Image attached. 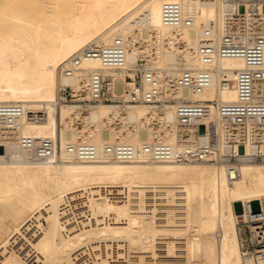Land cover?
Instances as JSON below:
<instances>
[{
  "label": "bare ground",
  "instance_id": "obj_1",
  "mask_svg": "<svg viewBox=\"0 0 264 264\" xmlns=\"http://www.w3.org/2000/svg\"><path fill=\"white\" fill-rule=\"evenodd\" d=\"M167 1L178 2L194 23L166 24ZM226 3L0 0V103H19L25 110L16 127L0 121V264L253 263L243 257L238 222L244 214L235 203L260 200L264 208V157L218 159L225 132L232 135L218 104L237 100L235 78L246 62L239 56L216 58L211 83L200 91L169 82L203 66L200 42L207 29L219 40ZM252 22L264 29V19ZM230 24L244 31L248 19L242 14ZM117 37L125 42L126 66L107 68L88 59L73 75L65 72L80 51ZM139 59L159 77L161 98L209 101L206 121L220 133L217 159L161 161L140 150L134 160L122 161L106 151V144L118 142L140 149L157 140L177 146L184 133L193 139L197 125L178 123L175 102L164 104L162 117L154 115L160 109L145 104L102 102L83 112L77 103H59L62 86L79 89L93 70L123 90ZM256 89L264 97V78ZM32 111L42 119H31ZM25 135L55 139L59 159L31 158L16 146ZM81 141L96 146L97 159L67 152L68 143ZM246 149L251 151L249 142Z\"/></svg>",
  "mask_w": 264,
  "mask_h": 264
},
{
  "label": "built area",
  "instance_id": "obj_2",
  "mask_svg": "<svg viewBox=\"0 0 264 264\" xmlns=\"http://www.w3.org/2000/svg\"><path fill=\"white\" fill-rule=\"evenodd\" d=\"M244 15L248 25L244 31H238L234 24H230L233 17ZM225 29L218 41H214L211 29L205 31L199 45V56L203 63L200 68H188L178 77H171L172 86H183L200 91L207 87L212 80L210 64L220 56L243 57L246 67L237 72L235 82L238 98L236 101L218 104V112L225 121L232 124V135L225 132V151L218 159L238 161L242 157H264V97L256 89V83L264 78V29L252 22L254 18L264 19V0H227L225 11ZM163 20L172 26L192 25L194 18L183 12L178 2L167 1L163 5ZM88 59H99L104 67L122 68L126 66L127 55L125 42L117 37L112 44L101 48H86L76 54L65 67L68 75H73L81 69L82 63ZM128 82L123 90L116 87L111 77L100 70H93L82 82L79 89L74 90L70 85L59 89V103H77L86 112L91 105L102 102L129 104H145L160 109L155 112L156 117H162V108L167 102H175L178 123L182 126L196 124V135L190 139L186 133L181 134L179 145H173L161 140L144 143L140 149L134 145L118 142L114 145L106 144L105 149L116 159L122 161L134 160L138 152L144 151L161 161H198L217 159L215 157V143L219 132L214 123L208 124L209 101H193L181 98H161L160 79L150 69L145 59H139L137 70L127 77ZM24 107L19 103H0V121L9 127L20 125L24 116ZM34 120L42 119L38 111L29 112ZM77 125H81L78 117ZM155 125L159 122L154 120ZM241 130L242 132H240ZM235 136V137H232ZM251 151H247V143ZM16 146L29 152L31 158L39 161L57 160V142L51 137H37L25 135L18 139ZM241 149L243 151H241ZM66 150L75 154L79 159L91 161L97 159L98 149L95 145L81 141L76 144L68 143ZM258 201L260 209L255 211L252 203ZM241 203V202H240ZM242 211L238 222L241 236V247L245 261L252 264H264V208L260 200H253L245 205L241 203ZM246 214V215H245Z\"/></svg>",
  "mask_w": 264,
  "mask_h": 264
},
{
  "label": "rangeland",
  "instance_id": "obj_3",
  "mask_svg": "<svg viewBox=\"0 0 264 264\" xmlns=\"http://www.w3.org/2000/svg\"><path fill=\"white\" fill-rule=\"evenodd\" d=\"M145 33H147V30L145 29ZM122 82V81H121ZM123 83V82H122ZM107 133V132H106ZM252 207H253V209L255 210V211H257V210H259L260 209V204H259V202L258 201H254L253 203H252ZM235 210L239 213V212H241L242 211V205H241V203L240 202H237L236 204H235Z\"/></svg>",
  "mask_w": 264,
  "mask_h": 264
},
{
  "label": "crops",
  "instance_id": "obj_4",
  "mask_svg": "<svg viewBox=\"0 0 264 264\" xmlns=\"http://www.w3.org/2000/svg\"><path fill=\"white\" fill-rule=\"evenodd\" d=\"M236 204V203H235Z\"/></svg>",
  "mask_w": 264,
  "mask_h": 264
}]
</instances>
